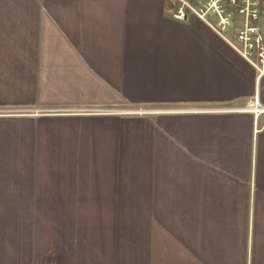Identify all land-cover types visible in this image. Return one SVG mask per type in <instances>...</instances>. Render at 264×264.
I'll use <instances>...</instances> for the list:
<instances>
[{"label":"crops","instance_id":"0c3cea01","mask_svg":"<svg viewBox=\"0 0 264 264\" xmlns=\"http://www.w3.org/2000/svg\"><path fill=\"white\" fill-rule=\"evenodd\" d=\"M166 2L0 0V264H264V78Z\"/></svg>","mask_w":264,"mask_h":264},{"label":"built area","instance_id":"2783aa9c","mask_svg":"<svg viewBox=\"0 0 264 264\" xmlns=\"http://www.w3.org/2000/svg\"><path fill=\"white\" fill-rule=\"evenodd\" d=\"M177 7L171 15L181 21L189 16L203 20L221 36L257 72L259 79L264 78V40L261 35L260 20L264 13V0H171ZM57 112L69 113H140L146 110L121 111L113 108H63ZM213 110H234L216 108ZM238 111L253 112L257 117L264 114V105L259 96L249 101ZM15 112V111H10Z\"/></svg>","mask_w":264,"mask_h":264},{"label":"trees","instance_id":"16d2710c","mask_svg":"<svg viewBox=\"0 0 264 264\" xmlns=\"http://www.w3.org/2000/svg\"><path fill=\"white\" fill-rule=\"evenodd\" d=\"M177 5H178L177 3H173L171 0H167L166 2V6L169 11H172L173 9H175Z\"/></svg>","mask_w":264,"mask_h":264},{"label":"water","instance_id":"95a60500","mask_svg":"<svg viewBox=\"0 0 264 264\" xmlns=\"http://www.w3.org/2000/svg\"><path fill=\"white\" fill-rule=\"evenodd\" d=\"M260 28H261V35L264 40V14L262 15L261 20H260Z\"/></svg>","mask_w":264,"mask_h":264},{"label":"rangeland","instance_id":"374dc122","mask_svg":"<svg viewBox=\"0 0 264 264\" xmlns=\"http://www.w3.org/2000/svg\"><path fill=\"white\" fill-rule=\"evenodd\" d=\"M89 108H98V107H89ZM121 108V107H120ZM117 109V110H121V109ZM122 108H124V110H126V109H130V110H132V109H135L136 108V106H129V107H122ZM126 108V109H125ZM124 110H121V111H124ZM137 110H140V111H142V110H150V109H137ZM22 112V111H21Z\"/></svg>","mask_w":264,"mask_h":264}]
</instances>
